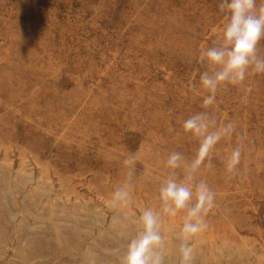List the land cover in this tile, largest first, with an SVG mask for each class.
<instances>
[{"label": "rangeland", "instance_id": "374dc122", "mask_svg": "<svg viewBox=\"0 0 264 264\" xmlns=\"http://www.w3.org/2000/svg\"><path fill=\"white\" fill-rule=\"evenodd\" d=\"M219 3L0 0V264H120L140 213L159 208L168 155L195 158L183 122L198 112L235 132L195 174L215 206L191 238L193 264H264V73L202 105L199 56L222 36ZM129 155L130 203L117 211ZM184 218L164 217L166 264H178Z\"/></svg>", "mask_w": 264, "mask_h": 264}, {"label": "clouds", "instance_id": "9594fccd", "mask_svg": "<svg viewBox=\"0 0 264 264\" xmlns=\"http://www.w3.org/2000/svg\"><path fill=\"white\" fill-rule=\"evenodd\" d=\"M219 9L224 13L222 36L200 52L199 63L207 70L199 75L201 87L208 95L202 99L207 108L214 105L216 92L225 85H239L249 74L264 73V58L258 56V45L264 40V3L256 8V0H220ZM183 129L199 138L196 156L187 162L181 152H172L165 161L169 175L159 188V208H146L138 218L139 231L126 245L120 264H166L165 238L161 231L164 217H175L184 212L180 231L178 264H193L194 248L191 238L208 228L206 217L215 206V193L204 180H195L201 164L223 138H230L235 126L229 122L217 127L215 119L207 112H198L183 122ZM214 129V130H210ZM241 148H234L225 164L227 172L234 173L241 162ZM136 155H129L123 165L130 169L129 179L112 194V207L119 211L128 205L131 198V170H134ZM177 169H183L179 178ZM117 219V217H114Z\"/></svg>", "mask_w": 264, "mask_h": 264}, {"label": "bare ground", "instance_id": "6f19581e", "mask_svg": "<svg viewBox=\"0 0 264 264\" xmlns=\"http://www.w3.org/2000/svg\"><path fill=\"white\" fill-rule=\"evenodd\" d=\"M88 264V263H87Z\"/></svg>", "mask_w": 264, "mask_h": 264}]
</instances>
